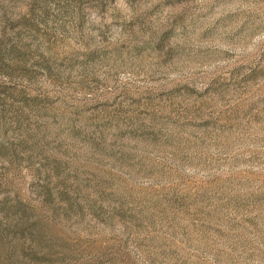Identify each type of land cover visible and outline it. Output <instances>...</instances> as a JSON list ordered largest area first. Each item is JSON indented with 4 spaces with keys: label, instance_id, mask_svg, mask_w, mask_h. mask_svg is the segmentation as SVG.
I'll list each match as a JSON object with an SVG mask.
<instances>
[{
    "label": "rangeland",
    "instance_id": "374dc122",
    "mask_svg": "<svg viewBox=\"0 0 264 264\" xmlns=\"http://www.w3.org/2000/svg\"><path fill=\"white\" fill-rule=\"evenodd\" d=\"M131 11L128 0H0V212L19 217L0 223V264H127L131 237L105 229L137 217L196 249L180 264H264V0H157L127 19ZM138 24L149 41L179 34L208 53L219 42L226 63L201 91L78 99L103 86L97 74L110 60L147 50ZM121 95L133 116L109 144L101 129L125 114L113 109ZM181 144L196 149L198 174L153 189L136 212L107 191L129 171L164 178L157 158ZM30 198L55 216L54 230L33 219Z\"/></svg>",
    "mask_w": 264,
    "mask_h": 264
},
{
    "label": "clouds",
    "instance_id": "9594fccd",
    "mask_svg": "<svg viewBox=\"0 0 264 264\" xmlns=\"http://www.w3.org/2000/svg\"><path fill=\"white\" fill-rule=\"evenodd\" d=\"M156 2L157 0H135V3H132V0H128L132 11L127 19H135L141 16L146 9L153 7ZM118 3H124V0H118ZM142 28H145V25L138 24L136 34L142 36L148 42L146 44L147 50L135 58L121 56L119 59L113 58L110 60L107 66L102 67L97 74L98 78L103 82V86L91 94L77 93L78 99H81L84 103H95L93 99L95 97L111 102L121 92L127 93L131 91L135 94H141L167 91L184 84H188L189 87L194 85L198 91H201L203 87L207 86L210 76L216 74L219 65L226 63L219 59V57L223 56L222 49L224 48V45L219 42L207 46L212 50L210 53L201 52L198 49L205 46L191 44L188 40L180 37L179 34L164 43L149 41L148 36L140 30ZM219 39L223 40V34H221ZM257 39L264 44V30L261 31ZM228 50H232L231 47ZM210 55L215 58V62L209 58ZM260 83L264 85V80ZM261 95H264V90H262ZM121 101H124V96L122 95L113 105V109H115L116 113L121 112L123 109L125 114L123 116L115 115L114 118H111V129L106 131L101 129V132L108 138L107 142L109 144L113 139H116L115 133L127 127V119L133 116L132 112L126 111L128 103L126 101L121 103ZM113 109H109V111L111 112ZM156 111L159 112L160 110L157 109ZM144 119L145 123H147L148 119ZM168 127L171 129L172 126L168 125ZM97 135H100V133L98 132ZM125 142L127 141H117L118 144ZM195 155L196 149L184 144L178 145L162 158H157V163L167 165L166 172L168 175L164 178L160 176L144 177L143 173L138 176L134 171H129L128 175L123 176V183L117 184L113 188H108L107 191L124 197L127 201L125 206L136 212V202L143 197L149 196L153 189L167 187L169 184H179L181 179L198 174L199 169H195V172H193L189 168V164ZM83 192L88 196L89 200L96 198L91 188L83 189ZM30 199L33 206L30 210L34 213L33 219H45L47 224L54 230L57 226L55 216H49L47 210L40 205L39 200ZM194 210L195 208L192 209V211ZM18 219V216L11 217L5 212H0V223L6 227L15 224ZM140 222L139 217L136 218L134 223L116 220L114 221V227L105 229V232L114 235L123 234L131 237L127 247L124 248V252L130 256L127 264H180L181 260L187 259L185 253L191 254V252L196 251L195 248H184V245H180L179 240L176 243H172L171 229L161 233L159 231L160 225H157V231H154L146 223L142 227H137ZM13 244H17L16 256L13 258L16 260L20 259L19 244L28 247L31 245V240L25 239L20 241L19 244L17 241H13ZM177 245L180 248H184V251L175 259L171 257L165 259L161 255V253H166L170 248H176ZM205 258L209 261L211 260V257L206 254ZM192 259L194 260L196 257L192 256Z\"/></svg>",
    "mask_w": 264,
    "mask_h": 264
}]
</instances>
